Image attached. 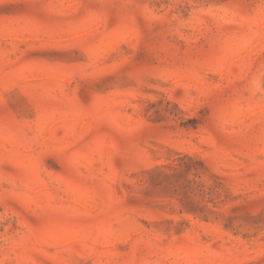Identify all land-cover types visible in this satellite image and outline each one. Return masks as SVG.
<instances>
[{"label": "rangeland", "instance_id": "rangeland-1", "mask_svg": "<svg viewBox=\"0 0 264 264\" xmlns=\"http://www.w3.org/2000/svg\"><path fill=\"white\" fill-rule=\"evenodd\" d=\"M0 264H264V0H0Z\"/></svg>", "mask_w": 264, "mask_h": 264}]
</instances>
